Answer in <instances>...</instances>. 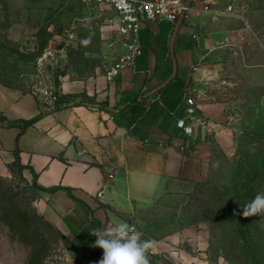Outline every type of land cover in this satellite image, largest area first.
<instances>
[{
	"label": "rangeland",
	"instance_id": "obj_1",
	"mask_svg": "<svg viewBox=\"0 0 264 264\" xmlns=\"http://www.w3.org/2000/svg\"><path fill=\"white\" fill-rule=\"evenodd\" d=\"M217 2L234 8L213 22L201 10L203 0H193L184 22L202 29L215 23L235 38L194 63L188 86L198 100L221 104L216 128L227 130L231 144L214 141L206 179L184 182L130 219L141 240H168L183 250V264H264V217L242 215L264 192V0ZM125 41L112 8L84 0H0V81L7 84L54 95L63 75L107 72L128 51ZM38 190L19 165L0 173V264H71L66 237L38 209Z\"/></svg>",
	"mask_w": 264,
	"mask_h": 264
},
{
	"label": "crops",
	"instance_id": "obj_2",
	"mask_svg": "<svg viewBox=\"0 0 264 264\" xmlns=\"http://www.w3.org/2000/svg\"><path fill=\"white\" fill-rule=\"evenodd\" d=\"M176 22H144L141 54L115 80L106 72L63 75L57 92L71 97L59 107L41 90L0 81V173L19 160L39 189L38 209L66 237L71 264H98L103 250L90 232L119 223L133 228L130 218L136 212L182 190L184 182L207 178L214 141L231 144L227 130L216 128L223 118L221 104L193 97L188 82L194 79V63L222 39L233 41V33L225 35L215 23L202 29L190 18L183 21L174 45L177 74L147 95L172 72ZM188 96L197 109L188 119L189 135L177 126L187 114ZM40 114L27 126L8 125ZM151 244L150 264H183L188 256L168 240Z\"/></svg>",
	"mask_w": 264,
	"mask_h": 264
},
{
	"label": "built area",
	"instance_id": "obj_3",
	"mask_svg": "<svg viewBox=\"0 0 264 264\" xmlns=\"http://www.w3.org/2000/svg\"><path fill=\"white\" fill-rule=\"evenodd\" d=\"M88 3L99 5L102 8H112L118 16L119 34L127 39L123 42L129 47L128 51L122 54L116 62H114L107 70L106 76L108 80H115L123 68L131 66L136 56L141 54V46L139 42V30L146 21L168 20L176 22L180 13L185 7L182 0H84ZM217 0H203L201 10L210 15L212 20H218L223 14L230 13L234 8V3H229L224 8L217 5ZM193 6H190L189 11ZM45 97L50 98L56 103L60 94L57 92L53 95L52 91L44 90ZM187 108L186 116L178 120L177 126L183 133L189 135L192 133V127L188 123V119H192L197 115L196 103L193 97L186 98ZM204 120L202 123L204 124ZM101 195V192L99 193Z\"/></svg>",
	"mask_w": 264,
	"mask_h": 264
},
{
	"label": "clouds",
	"instance_id": "obj_4",
	"mask_svg": "<svg viewBox=\"0 0 264 264\" xmlns=\"http://www.w3.org/2000/svg\"><path fill=\"white\" fill-rule=\"evenodd\" d=\"M84 45L90 43L86 38ZM245 218L253 216L264 217V192H259L255 197L242 207ZM96 237L95 246L103 250V256L98 264H150V241L141 240L135 229L127 223H119L103 229H94L90 232Z\"/></svg>",
	"mask_w": 264,
	"mask_h": 264
},
{
	"label": "water",
	"instance_id": "obj_5",
	"mask_svg": "<svg viewBox=\"0 0 264 264\" xmlns=\"http://www.w3.org/2000/svg\"><path fill=\"white\" fill-rule=\"evenodd\" d=\"M192 2H193V0H186L185 1V7L182 10V12L180 13V17L175 24V28H174L172 36H171L170 50H171V54L173 57L172 72L162 83H160L157 87L150 90L147 93V95H152V94L162 90L164 87H166L175 78V76L177 74L178 67H177L175 50H174L175 40H176L177 34L179 32V29H180L181 25L183 24L184 18L186 17L187 9L191 6Z\"/></svg>",
	"mask_w": 264,
	"mask_h": 264
},
{
	"label": "trees",
	"instance_id": "obj_6",
	"mask_svg": "<svg viewBox=\"0 0 264 264\" xmlns=\"http://www.w3.org/2000/svg\"><path fill=\"white\" fill-rule=\"evenodd\" d=\"M70 97H71L70 95H63V96L59 99V101H57V107H59L63 102L69 100ZM40 116H41V114H40V115H37V116H35V117L31 118V119H22V120H19V121H14V122H12V123H10V124H8V125L16 124V123H18V122H22L25 126H27V125H29V124L34 123L37 119L40 118ZM0 122H1V123L3 122V118H2L1 116H0ZM16 164L20 166V164H19V160L16 161Z\"/></svg>",
	"mask_w": 264,
	"mask_h": 264
}]
</instances>
